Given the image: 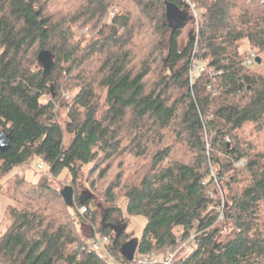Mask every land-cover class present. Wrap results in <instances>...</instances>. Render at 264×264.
Returning <instances> with one entry per match:
<instances>
[{"label": "trees", "instance_id": "obj_1", "mask_svg": "<svg viewBox=\"0 0 264 264\" xmlns=\"http://www.w3.org/2000/svg\"><path fill=\"white\" fill-rule=\"evenodd\" d=\"M193 1L192 55L182 0H0V264H106L95 235L126 264L122 207L146 220L138 256L193 236L173 264H264V0ZM34 161L37 183L6 179Z\"/></svg>", "mask_w": 264, "mask_h": 264}, {"label": "built area", "instance_id": "obj_2", "mask_svg": "<svg viewBox=\"0 0 264 264\" xmlns=\"http://www.w3.org/2000/svg\"><path fill=\"white\" fill-rule=\"evenodd\" d=\"M185 5L187 6V8L190 11L191 14V18L194 22V35H193V50H192V55L194 54L196 45H197V41H198V34L200 31V27H201V13L199 12V10L197 9L196 3L193 0H182ZM256 59L255 54H251L247 59H246V63L247 64H251L254 60ZM204 71H206V66L203 63H196L194 61H192V63L189 66V70H188V77L190 79V83L192 84V80L195 76H197L199 73H203ZM66 98H68L67 95H65ZM228 141V139H226ZM208 147V144H207ZM242 162L237 163V165H241ZM36 169H38L39 171L42 170V164H38L36 165ZM78 212L80 213V215H85L87 213V209L86 207H81L79 208ZM193 240V236L190 237V239H188V241L183 242L176 250L175 252H170L168 253L164 258H161L160 260H157V257L152 254H146V255H142V256H138V255H134L133 260L131 262H128L126 264H173L174 258L176 256V254L182 250V249H186L187 252H190L191 248L189 245L192 244ZM110 244V238L106 237V236H99V235H95L93 238H91L87 244H86V248L89 249L90 251H96L97 253L100 251H103L105 254V257L99 255L98 253V257L100 260H102L103 262H105L106 264H109V262H111L112 264H117V261L108 253V247ZM84 249V248H83Z\"/></svg>", "mask_w": 264, "mask_h": 264}, {"label": "rangeland", "instance_id": "obj_3", "mask_svg": "<svg viewBox=\"0 0 264 264\" xmlns=\"http://www.w3.org/2000/svg\"><path fill=\"white\" fill-rule=\"evenodd\" d=\"M189 32H190L189 27L184 29V34L182 35L183 40L185 39V36H188ZM261 59H262V68L264 70V55H261ZM58 120L60 123H62L63 117L62 116L58 117ZM36 164H37V162L34 161L33 163H31L29 166H26V167H15L9 172L6 179L14 176L15 174H21V175L23 174L25 179H27L29 182L37 183L41 179L42 173H44L45 170L43 172L37 171L35 169ZM63 178H64V174H62L59 177V180L61 181ZM213 192H218V189L216 191H213ZM217 194H219V193H217ZM9 204H11L9 198L4 197V196L0 197V235L2 233H4V231L6 230L7 222L5 220L4 212H5L6 207ZM91 207H92V209L96 208L95 205H92ZM103 214H104L103 209H99L98 212L96 213V222L97 223L103 222ZM119 218H121V220L124 219L127 222L126 232L129 233L130 235H132V237H133L132 239H134V238L139 239L141 237L142 231L146 225V220L143 217L129 215L126 212L125 208L122 207L121 215ZM98 253H99V255L105 257V254L103 251L99 250ZM160 259L161 258L157 257V260H160ZM109 264H112V263L109 262ZM117 264H121V263L117 262Z\"/></svg>", "mask_w": 264, "mask_h": 264}, {"label": "water", "instance_id": "obj_4", "mask_svg": "<svg viewBox=\"0 0 264 264\" xmlns=\"http://www.w3.org/2000/svg\"><path fill=\"white\" fill-rule=\"evenodd\" d=\"M255 62L257 64H260L261 60L259 58H256ZM38 64L42 67L43 75L47 76L50 74L53 66V57L48 52L41 53L38 56ZM11 140V133L6 131L0 132V153H4L10 149ZM61 195L65 205L68 207H72L74 204V189L68 186L61 192ZM112 228L115 231L116 235H119L125 229V226H121L119 227V229L115 226H112ZM137 246L138 239L134 238L126 242L121 248V255L127 262H131L133 260V257L136 254Z\"/></svg>", "mask_w": 264, "mask_h": 264}]
</instances>
